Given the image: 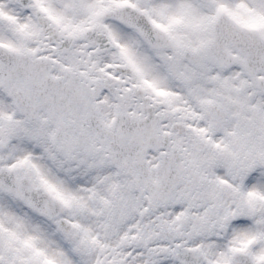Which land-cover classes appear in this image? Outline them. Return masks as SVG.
<instances>
[{"label":"snow or ice","instance_id":"6c2138e0","mask_svg":"<svg viewBox=\"0 0 264 264\" xmlns=\"http://www.w3.org/2000/svg\"><path fill=\"white\" fill-rule=\"evenodd\" d=\"M0 264H264V0H0Z\"/></svg>","mask_w":264,"mask_h":264}]
</instances>
